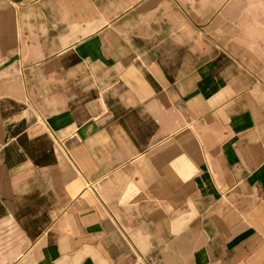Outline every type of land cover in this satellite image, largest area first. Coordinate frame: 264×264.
Listing matches in <instances>:
<instances>
[{
    "label": "crops",
    "instance_id": "obj_1",
    "mask_svg": "<svg viewBox=\"0 0 264 264\" xmlns=\"http://www.w3.org/2000/svg\"><path fill=\"white\" fill-rule=\"evenodd\" d=\"M0 264H264V0H0Z\"/></svg>",
    "mask_w": 264,
    "mask_h": 264
}]
</instances>
